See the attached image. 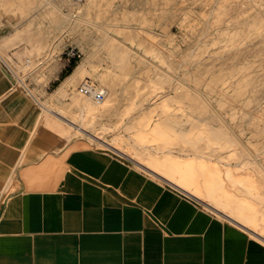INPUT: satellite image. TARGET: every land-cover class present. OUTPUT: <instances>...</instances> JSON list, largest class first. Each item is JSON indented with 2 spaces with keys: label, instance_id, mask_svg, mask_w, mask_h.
<instances>
[{
  "label": "rangeland",
  "instance_id": "1",
  "mask_svg": "<svg viewBox=\"0 0 264 264\" xmlns=\"http://www.w3.org/2000/svg\"><path fill=\"white\" fill-rule=\"evenodd\" d=\"M76 1V18L66 19V8L53 0H0V52L13 68L0 57V69L11 77V89L37 108L38 121L57 137L82 141L141 171L92 136L147 165L148 152L164 150L161 160L187 166L183 173L176 165L160 173L205 205L146 174L211 218L218 214L208 205L264 213V0ZM88 46L87 71L63 98L52 99ZM72 48L79 57L69 59ZM81 82L107 91L105 110H83L82 102L93 111L99 103L77 92ZM29 89L70 126L43 110ZM156 119L161 129L153 128ZM250 238L232 251L264 254V243Z\"/></svg>",
  "mask_w": 264,
  "mask_h": 264
},
{
  "label": "crops",
  "instance_id": "2",
  "mask_svg": "<svg viewBox=\"0 0 264 264\" xmlns=\"http://www.w3.org/2000/svg\"><path fill=\"white\" fill-rule=\"evenodd\" d=\"M11 84L0 69V264H264V254L232 251L251 238L221 216L54 135Z\"/></svg>",
  "mask_w": 264,
  "mask_h": 264
},
{
  "label": "bare ground",
  "instance_id": "3",
  "mask_svg": "<svg viewBox=\"0 0 264 264\" xmlns=\"http://www.w3.org/2000/svg\"><path fill=\"white\" fill-rule=\"evenodd\" d=\"M53 1H54V5L57 8H59V9L66 8V13H65L66 19H68V17L74 18V19L76 18L75 14L73 13L74 10L78 8V3L76 0H53ZM60 23H62V22L60 21ZM82 52L84 54L83 60H81L76 66H74L71 73L58 86H56L55 89L51 92L50 97L52 99L59 100V99L63 98L67 94L69 87L71 85H73L74 80H76L79 76L83 75L87 71V65L90 63L91 57L93 55L92 54L93 49L88 46V47L83 48ZM129 54L128 55L126 54L124 58L129 59V56L131 57V55H129ZM0 57L3 59V61H5L9 65V67H11V64L8 63V61L5 58H3V54L1 52H0ZM11 69H13V68L11 67ZM16 75H17L19 82L21 84H23L24 86H26L24 79L19 74L16 73ZM81 83H83V82H81ZM78 86H77V88H78ZM92 87L94 88L95 91L101 90L103 92L104 96H106L107 91L102 89L100 86L95 87V85H93ZM29 92L33 96V98L43 108L49 109V107L47 106V102L39 100L37 95L34 92H32V90L29 89ZM77 92H78V89H77ZM111 98H112V96H111ZM93 101L99 103V105L96 106V111H93L92 107H88V106H86V103L82 102L81 105L83 107V110L86 113L93 114L97 111L105 110V106H106L107 102L110 101V99H108V98L103 99L102 98V99L93 100ZM97 108H99V109H97ZM147 122L152 123V122H154V120L152 121L149 118ZM162 123H163V121L156 119L155 125L153 126V128L154 129H161ZM147 124H145V125H147ZM78 129L82 132H85L83 129H80V128H78ZM92 137L94 139H96L97 142L102 143V145H105L108 149H110L111 151H113L117 155L128 159L129 161L134 163L136 166H138L139 168H141L142 170H144L148 174L158 178L160 181H162L166 185H169L170 187L175 188L176 190L186 194L187 196L195 198L197 201H200L202 204L205 205V203L203 201H201V198L198 197L197 195H195L193 192H191L187 187L181 186L180 184L174 182L173 180H170L165 175L160 173V172L172 170V167H175V165L177 167V170L179 172L183 173L186 171V166H187V164H185V163H179V162L175 163L173 160H170V161L161 160L162 157L157 156V155L159 153H162V155H163L165 153L164 150H159V151L156 150V151H152V153L148 152V154H147L148 157L146 160H147L149 165H147L145 163H142V162L136 160L133 157V154L129 153L126 149L118 148L111 143H106L103 139H100V137H97L94 135ZM143 147L148 149L152 146L144 145ZM232 201L235 202V199H232ZM207 208H209V210L212 209L213 211H215L218 214V216H221L222 218L226 219L228 222H230L233 225L241 228L244 233L248 234L249 236L251 235L255 239L264 243V223L259 222V220H262V221L264 220V213H259L258 212L259 210H256V207H252L251 211L248 208H246V206L229 207V209L226 211H225V209L224 210L218 209L217 207H215V206L213 207L211 205L210 206L208 205ZM232 208H237L238 209L237 212L239 214L234 215V214L229 213V210Z\"/></svg>",
  "mask_w": 264,
  "mask_h": 264
},
{
  "label": "built area",
  "instance_id": "4",
  "mask_svg": "<svg viewBox=\"0 0 264 264\" xmlns=\"http://www.w3.org/2000/svg\"><path fill=\"white\" fill-rule=\"evenodd\" d=\"M66 54L68 55L69 59L71 58L74 59L80 56L79 52L76 51L74 48L68 50ZM77 89H78V92L82 94L83 96L91 97L95 100L102 99L104 96L101 90L95 91L92 85L86 82L79 84Z\"/></svg>",
  "mask_w": 264,
  "mask_h": 264
}]
</instances>
